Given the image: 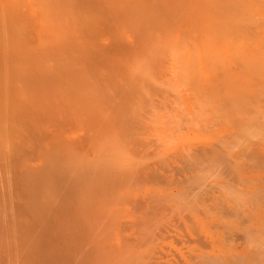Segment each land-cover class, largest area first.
Returning <instances> with one entry per match:
<instances>
[{
	"label": "bare ground",
	"instance_id": "bare-ground-1",
	"mask_svg": "<svg viewBox=\"0 0 264 264\" xmlns=\"http://www.w3.org/2000/svg\"><path fill=\"white\" fill-rule=\"evenodd\" d=\"M0 264H264V0H0Z\"/></svg>",
	"mask_w": 264,
	"mask_h": 264
}]
</instances>
